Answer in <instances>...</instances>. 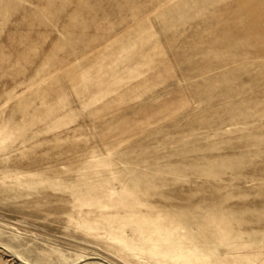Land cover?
<instances>
[{
    "label": "rangeland",
    "instance_id": "374dc122",
    "mask_svg": "<svg viewBox=\"0 0 264 264\" xmlns=\"http://www.w3.org/2000/svg\"><path fill=\"white\" fill-rule=\"evenodd\" d=\"M0 264H264V0H0Z\"/></svg>",
    "mask_w": 264,
    "mask_h": 264
}]
</instances>
